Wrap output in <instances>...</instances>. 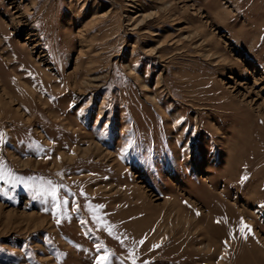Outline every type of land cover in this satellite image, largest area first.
Masks as SVG:
<instances>
[{
    "label": "rangeland",
    "instance_id": "374dc122",
    "mask_svg": "<svg viewBox=\"0 0 264 264\" xmlns=\"http://www.w3.org/2000/svg\"><path fill=\"white\" fill-rule=\"evenodd\" d=\"M0 174V264H264V0H0Z\"/></svg>",
    "mask_w": 264,
    "mask_h": 264
},
{
    "label": "snow or ice",
    "instance_id": "6c2138e0",
    "mask_svg": "<svg viewBox=\"0 0 264 264\" xmlns=\"http://www.w3.org/2000/svg\"><path fill=\"white\" fill-rule=\"evenodd\" d=\"M0 179H4V176L2 174H0ZM49 195H51L53 201L56 200L57 196H56V189L55 187L51 188V190L48 192ZM97 207H103L101 206H97ZM249 227L245 224H243V219L241 220V233L243 234L244 232V228ZM140 243H144L143 240L140 241ZM153 247H158V245H154ZM107 260V256H98L96 259L95 264H104V262Z\"/></svg>",
    "mask_w": 264,
    "mask_h": 264
}]
</instances>
